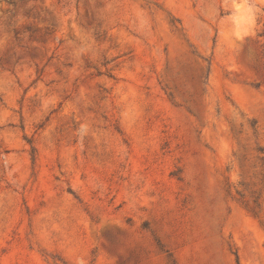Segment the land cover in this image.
Instances as JSON below:
<instances>
[{
    "label": "rangeland",
    "instance_id": "1",
    "mask_svg": "<svg viewBox=\"0 0 264 264\" xmlns=\"http://www.w3.org/2000/svg\"><path fill=\"white\" fill-rule=\"evenodd\" d=\"M0 264H264V0H0Z\"/></svg>",
    "mask_w": 264,
    "mask_h": 264
}]
</instances>
